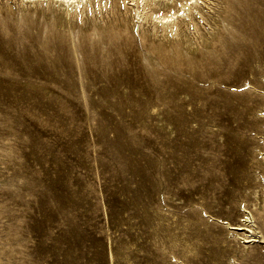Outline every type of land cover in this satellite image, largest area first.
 <instances>
[{"label":"rangeland","instance_id":"1","mask_svg":"<svg viewBox=\"0 0 264 264\" xmlns=\"http://www.w3.org/2000/svg\"><path fill=\"white\" fill-rule=\"evenodd\" d=\"M31 2L0 0V35L45 76L12 70L34 109L28 169L0 141V264H264V0L169 25L136 0Z\"/></svg>","mask_w":264,"mask_h":264},{"label":"bare ground","instance_id":"2","mask_svg":"<svg viewBox=\"0 0 264 264\" xmlns=\"http://www.w3.org/2000/svg\"><path fill=\"white\" fill-rule=\"evenodd\" d=\"M61 1L63 2V4H67L68 6H70L71 4L75 5L76 3L79 4V3H82L83 1L87 2L88 0H60V2ZM197 1L198 0H136V2H138L139 4L142 5V9L143 8L148 9V7H150L152 9L150 11H152L153 17H154V19L157 20V22L167 24V25H169L171 22L176 23L180 19V17L186 15L187 9H189L192 5L194 7V3H196ZM31 3L34 4L35 3L34 0H32ZM58 3H56V4H58ZM49 5H51V4H49ZM141 5H140V7H141ZM65 6H63V7H65ZM162 6H170L173 10L170 13L164 14V12H162L159 15H155L154 13H155L156 9L157 8L161 9ZM162 9H164V8H162ZM149 15L152 16L151 13ZM184 26H185V24H184ZM179 27H181V26H179ZM163 28H165V27H163ZM181 28L183 29V27H181ZM163 30H166V29H163ZM186 30H187V28H186ZM183 32H185V31L181 32L183 37H184ZM186 32H188V31H186ZM179 34L180 33H178V35ZM190 36H193V35H190ZM162 37H164V36H162ZM166 37H168V36H166ZM194 38L196 40V37H194ZM172 39H173V36H172ZM172 39L170 42H172ZM169 40H168V42H169ZM179 40H181V37L179 38ZM191 41L193 42V38ZM176 42H177V40H176ZM73 43H74V41H73ZM190 45H193V44H190ZM186 46L190 47L187 44H186ZM193 46H195V45H193ZM18 49H20V48L17 45H14L10 38H7L6 36L4 37V36L0 35V141H2L4 143L3 151L1 153L3 155H5L7 158H9L8 151H10L11 147H12L11 146L12 144H10V141L12 138L17 139V141L20 145L23 144L22 140H20L21 136L28 133V131H29L28 126L30 125V122L32 119L31 115H29L28 113L31 112L30 111L31 109L32 110L34 109L33 102L32 103L29 101L19 102V101L15 100L14 90H13L14 89V85H13L14 76L12 74V70H14L15 66L17 65L21 69L20 75H19V76H21V78H23V79H34V80L39 79L40 81L45 80V76L43 77L39 73L40 67L42 65H39V67L38 66L30 67V66H28L27 63H23L22 60H19L17 57V54L19 53ZM171 52L172 51H170V53ZM106 80L108 83L111 82L112 84L113 83L116 84L118 82L117 78H114L112 76L107 77ZM121 83H122V85L127 86V81H125V80L122 82L120 81L119 84H121ZM107 98H111V95H108ZM40 102L38 101V103H36L37 110L35 111V113L37 114L36 116L44 117L43 116V114H44L43 105L41 104L42 102L41 103ZM41 121H42V118H41ZM42 125H43V122H41L40 128H42ZM19 126H22V127H19ZM27 146H28L27 143H25V146L23 145V147L21 145V147H22L21 150H22V153L24 156V162L23 163H25V167L28 169V167L30 165L27 163L28 157H29V148ZM39 150H40V152H42L43 147H40ZM27 169H24L25 170L24 172L26 174L28 173ZM24 222L21 224H18V232L17 233H18L19 238H24L28 235V227L26 226V224ZM253 239L254 238H250V240H253ZM63 247H65V246H63ZM29 254H30L29 250L28 251L22 250L18 254L17 257L20 259V264H28Z\"/></svg>","mask_w":264,"mask_h":264}]
</instances>
